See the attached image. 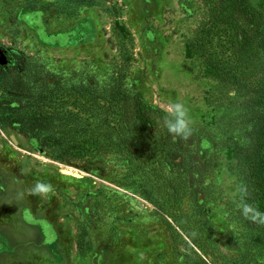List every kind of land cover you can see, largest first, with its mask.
Returning <instances> with one entry per match:
<instances>
[{
    "label": "rangeland",
    "instance_id": "obj_1",
    "mask_svg": "<svg viewBox=\"0 0 264 264\" xmlns=\"http://www.w3.org/2000/svg\"><path fill=\"white\" fill-rule=\"evenodd\" d=\"M248 1L256 56L247 67L226 30L216 29L206 43L219 74L193 45L211 22L208 0H0V46L10 57L0 69V107L25 99L1 86L22 73L39 87L116 70L119 24L131 32V78L160 110L147 139L158 160L149 167L159 174L148 182L132 163L128 171L107 157L53 159L1 114L0 264H264V225L238 207L243 198L264 212L253 179L264 107L240 79L264 71V0ZM177 102L187 109V140L164 126V110ZM37 182L53 191L32 195ZM170 226L181 235L176 242Z\"/></svg>",
    "mask_w": 264,
    "mask_h": 264
},
{
    "label": "trees",
    "instance_id": "obj_2",
    "mask_svg": "<svg viewBox=\"0 0 264 264\" xmlns=\"http://www.w3.org/2000/svg\"><path fill=\"white\" fill-rule=\"evenodd\" d=\"M208 1L213 12L211 22L205 25L203 34L194 40L193 45L197 44L204 56L209 57V68L220 74L221 64L208 50L206 42L217 32L216 29H225L230 37V46L239 60L241 57V62L249 67L256 56L252 33L258 28L256 14L249 1ZM117 29L122 62L116 70L105 74L80 72L75 78L58 77L52 84L43 79L39 87L28 79L30 72L4 80L1 86L7 89L8 94L18 97L24 94L26 97L18 106L12 99L1 103L0 122L3 121L1 114L7 112V125L16 126L20 132L34 139L36 148L53 159L101 162L107 157L106 161L128 171L132 163L137 175L148 182L159 174L157 166H165V161L159 159V165L155 166L158 170L150 169L149 165L157 160V153L147 145L149 125L154 124L156 128L155 117L160 110L145 101L131 78V32L124 25L118 24ZM191 54L192 44L189 43L187 55ZM4 74L0 73L1 78ZM240 79L258 93L264 107V71L256 81L251 78V71L242 72ZM255 158L256 176L253 175V179L259 187L256 195L264 197V115L260 148ZM170 228L176 242L181 235L176 228Z\"/></svg>",
    "mask_w": 264,
    "mask_h": 264
},
{
    "label": "clouds",
    "instance_id": "obj_3",
    "mask_svg": "<svg viewBox=\"0 0 264 264\" xmlns=\"http://www.w3.org/2000/svg\"><path fill=\"white\" fill-rule=\"evenodd\" d=\"M164 126L167 128L169 134L173 137H182L187 140L191 135V129L189 127L190 121L187 119V109L182 103H173L169 105L165 110ZM172 117L169 119L168 117ZM32 195L45 197L53 191L52 185L44 182H37L32 189H30ZM243 192L247 195V189L244 188ZM241 215L258 225H264V212H261L253 204L248 203L245 199H241L238 205Z\"/></svg>",
    "mask_w": 264,
    "mask_h": 264
},
{
    "label": "flooded vegetation",
    "instance_id": "obj_4",
    "mask_svg": "<svg viewBox=\"0 0 264 264\" xmlns=\"http://www.w3.org/2000/svg\"><path fill=\"white\" fill-rule=\"evenodd\" d=\"M4 55L7 57V60H8V61H7L6 64H1V63H0V69H1L2 67H4L5 65H7V64L10 62V57H9V55L7 54L6 50H5L3 47L0 46V58H1V57L3 58Z\"/></svg>",
    "mask_w": 264,
    "mask_h": 264
},
{
    "label": "bare ground",
    "instance_id": "obj_5",
    "mask_svg": "<svg viewBox=\"0 0 264 264\" xmlns=\"http://www.w3.org/2000/svg\"><path fill=\"white\" fill-rule=\"evenodd\" d=\"M63 172L66 174H73L76 172V170L74 168H64Z\"/></svg>",
    "mask_w": 264,
    "mask_h": 264
},
{
    "label": "water",
    "instance_id": "obj_6",
    "mask_svg": "<svg viewBox=\"0 0 264 264\" xmlns=\"http://www.w3.org/2000/svg\"><path fill=\"white\" fill-rule=\"evenodd\" d=\"M7 61H8V60H7V57H6L5 55L3 56V58H2V57L0 58V63H1V64H6ZM12 139L15 140V137L12 136Z\"/></svg>",
    "mask_w": 264,
    "mask_h": 264
}]
</instances>
